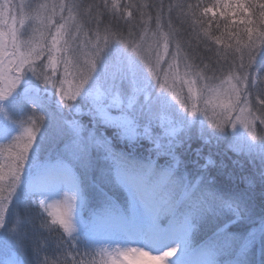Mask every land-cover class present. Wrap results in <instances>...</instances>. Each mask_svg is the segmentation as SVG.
<instances>
[{"label": "snow or ice", "instance_id": "obj_1", "mask_svg": "<svg viewBox=\"0 0 264 264\" xmlns=\"http://www.w3.org/2000/svg\"><path fill=\"white\" fill-rule=\"evenodd\" d=\"M194 140L254 170H189ZM0 237V264H264V0H0Z\"/></svg>", "mask_w": 264, "mask_h": 264}, {"label": "trees", "instance_id": "obj_2", "mask_svg": "<svg viewBox=\"0 0 264 264\" xmlns=\"http://www.w3.org/2000/svg\"><path fill=\"white\" fill-rule=\"evenodd\" d=\"M83 2H91V0H82ZM165 4H168L169 2H171V0H164ZM40 2H43V0H41ZM148 2H158V0H148ZM191 2H195V0H191ZM215 2V0H203V3L208 4L209 6H211L213 3ZM39 3V2H38ZM219 34V33H217ZM234 43V41H233ZM147 143V142H145ZM201 145V142L199 140H194L192 142V147L191 149H187L184 150L182 149L181 152L183 153V158L185 159L189 170H195L197 167V164H204L205 160L203 157L208 156L209 154L212 155V158L216 161V168H209V174L210 176L216 177L218 182L222 185V186H227V187H233L236 186V181H230L228 179L227 174L228 173H234V175L238 178L241 175H245L248 174L250 172V168L248 166H244L243 164H241L240 161L236 160V158L234 156L231 155V153L224 151L220 146H212L211 148L209 147H205L204 151H203V156L198 158L195 154V150L197 147H199ZM142 151L147 152V150L144 147H141ZM52 157H56V152H54L52 154ZM221 162L223 163V165L225 166L223 169L219 168V165L221 164ZM220 172V175H217V173ZM240 187H243V185H239ZM109 188H111L112 193L114 194V196L116 198H118L119 200L123 201L126 197V193L119 188L113 187V186H109ZM256 208L257 211L260 210V198L259 195L257 194V199H256ZM206 232L201 233L200 236L197 238L198 241H201L206 237ZM0 240L2 241L3 238L0 237ZM54 245L55 242L53 240V248L49 250L48 253H41V258H43L46 254L49 256L50 259H54V257L52 256V252L54 251ZM7 250L6 247H3V243L1 242L0 244V258H3L2 255V251L3 250ZM5 256V255H4ZM27 258H31V252H29L28 257ZM3 262V261H1Z\"/></svg>", "mask_w": 264, "mask_h": 264}, {"label": "rangeland", "instance_id": "obj_3", "mask_svg": "<svg viewBox=\"0 0 264 264\" xmlns=\"http://www.w3.org/2000/svg\"><path fill=\"white\" fill-rule=\"evenodd\" d=\"M41 0H25V2H31V3H38V2H40ZM16 2H21V0H16ZM83 2V1H82ZM165 2V1H164ZM83 3H85V4H87V3H89V2H86V1H84ZM219 14V12H218V10H217V15ZM228 42V40H227V38H225V43H227ZM233 42V41H232ZM214 47H217V46H215L214 45ZM201 54H203V53H201ZM229 131H231V129H229ZM215 145V144H214ZM213 145V146H214ZM224 151H226V152H229V153H231V155L232 156H234L235 158H236V160H238V161H240L241 162V164H243L244 166H248L250 169V172H252L253 170H254V168H253V164H252V162L250 161V160H248L246 157H244V156H241V155H238V154H236V153H233L232 151H230V150H228L227 149V147H226V144L225 143H221L220 145H219ZM55 152V150L53 149V151H52V154ZM136 155L137 156H139V157H147L149 154H148V152H145V151H142L141 150V147L140 148H138V150H137V153H136ZM55 158V157H54ZM153 159H155V157H153ZM52 163L53 164H55L56 163V160H52ZM259 163V161H257V164ZM249 172V173H250ZM1 241V240H0ZM0 244H1V242H0ZM3 247H5V245H4V243H3ZM12 246H11V244H9L8 245V247H7V250L5 249V250H3L2 251V255H3V258H0V262L1 261H8V260H10L11 258H12V256L10 255V253H9V248H11ZM14 251V250H13ZM5 255V256H4ZM147 264H160V262H152V261H150V262H147Z\"/></svg>", "mask_w": 264, "mask_h": 264}]
</instances>
